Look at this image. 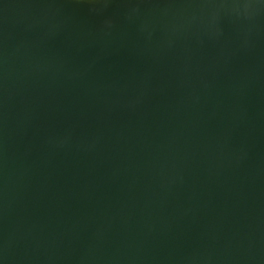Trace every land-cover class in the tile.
I'll list each match as a JSON object with an SVG mask.
<instances>
[{"label": "water", "instance_id": "obj_1", "mask_svg": "<svg viewBox=\"0 0 264 264\" xmlns=\"http://www.w3.org/2000/svg\"><path fill=\"white\" fill-rule=\"evenodd\" d=\"M0 264H264V0H0Z\"/></svg>", "mask_w": 264, "mask_h": 264}]
</instances>
